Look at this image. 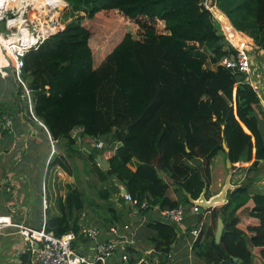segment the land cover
<instances>
[{"label":"trees","instance_id":"1","mask_svg":"<svg viewBox=\"0 0 264 264\" xmlns=\"http://www.w3.org/2000/svg\"><path fill=\"white\" fill-rule=\"evenodd\" d=\"M65 1L72 19L26 55L23 69L33 91L36 116L56 146H62L50 165L72 174L69 159L84 155L83 137L102 139L105 147H93L86 156L87 172H95L103 183L119 181L139 202L147 200L151 206L168 209L192 205L190 198L197 199L205 187L209 195L213 160L224 154L234 169L246 167L248 173L224 204L205 211L211 222L194 245L208 263L227 264L213 245L222 217L221 246L229 264H264V194L251 192L256 177L251 171L264 161V109L255 88L245 81L246 74L219 64L231 47L203 0ZM216 2L237 29L264 49V0ZM101 11L110 15L118 11L135 21L141 37L126 33L95 65L92 31L84 19ZM217 14L227 20L220 11ZM159 23L163 30L157 28ZM21 94L13 76L4 78L0 73V118L11 117L17 130L0 128V139L17 140L31 124L48 138ZM77 128L82 130L74 138ZM106 149L115 153L110 167L103 169L96 158ZM133 159L139 161L136 169L129 166ZM171 189L176 198L170 196ZM84 202L83 192L71 189L66 197L69 213L54 216L47 229L56 236L78 232L72 217L75 210L84 209ZM110 210V222H120L119 211ZM203 214L193 220L194 228ZM154 227L158 250L179 239L173 223L158 222ZM204 236L209 237L204 238L207 244H202ZM29 257L26 252L24 260Z\"/></svg>","mask_w":264,"mask_h":264},{"label":"crops","instance_id":"2","mask_svg":"<svg viewBox=\"0 0 264 264\" xmlns=\"http://www.w3.org/2000/svg\"><path fill=\"white\" fill-rule=\"evenodd\" d=\"M94 56L96 59V53ZM104 58L100 59L99 63L95 62V65L100 64ZM251 59L253 65L251 77L254 85L258 88L257 93L261 100V107L264 109V49L256 45L251 53ZM0 60L3 64L1 54ZM26 128L30 134L26 141L20 140L21 137L13 141L3 137L0 139V144H3L0 145V164H3L4 167L8 166V172L0 177V214H8L15 222L40 229L45 222L48 226L50 219L54 216L63 215L65 211L69 213L66 207L67 194L71 189L79 188L83 192L85 206L83 210H75L74 217H72L74 228L79 229L78 232L72 230L75 233L73 241L75 250L93 258L98 243L112 239L119 241L116 251L105 262L97 261L94 264H131L132 261H135L134 264H149L150 262L211 264L199 256V248L194 245L195 240L190 233V230L194 228L193 220L198 215L187 210L185 221L177 226L179 239L170 246L168 252L163 249L165 247L158 250L154 241L158 232L154 225L158 222H166L161 209L156 207L141 209L131 204L124 197L126 187L122 183L117 180H111L110 183L101 182L95 172H87L86 164L83 163L80 166L79 160L69 159L72 174L59 166H51L53 155L59 153L62 146L58 145L57 147L55 143V152H53L52 144L48 141L49 137L47 138L32 124ZM83 139L84 145L95 143V140L89 136H85ZM39 150L41 153H38ZM114 153V149H106L103 155L109 161ZM217 160L220 165L217 177L214 176L215 172L212 168L213 178L209 188L211 195L220 192L228 176L225 155L219 154L213 161ZM250 163L243 164L248 166ZM138 165L137 159H133L129 164L132 169H136ZM247 173L248 168L246 167L235 171L232 183L241 184ZM57 175L62 177L58 178ZM254 175L256 177L251 185L253 194L256 191H252V188L253 190H256L257 186L264 188V161L260 162L257 169L251 171V176ZM163 176L169 180L165 174ZM62 179H65L64 183L60 182ZM170 196L176 198L173 189L170 190ZM44 202H46V206ZM112 207L121 214L120 222H110V208ZM202 220H204L205 226L210 225L209 212L204 211ZM89 228L98 230L99 234L95 238L89 237L85 231ZM113 228H117V234L112 231ZM204 238L209 237L204 236L202 244L207 242V239ZM23 245V240L16 232V228L7 227L1 230L0 264H33L31 253L29 260H24L25 253L21 252ZM255 253L259 254V250L255 249ZM125 255H127L126 259Z\"/></svg>","mask_w":264,"mask_h":264},{"label":"built area","instance_id":"3","mask_svg":"<svg viewBox=\"0 0 264 264\" xmlns=\"http://www.w3.org/2000/svg\"><path fill=\"white\" fill-rule=\"evenodd\" d=\"M21 8L13 4V0H0V21L6 19V32H0V54L3 57V64L0 60L1 76L9 77L7 68L12 70L14 80L21 86V98L25 100L29 106V112L32 118L39 124L43 125L47 130L52 144V150L55 152V141L52 139L46 125L36 116L34 112L33 91L29 87L27 80L24 78L25 57L33 49H37L44 41L51 36L63 30L66 26L62 22V11L59 2L49 4V0H20ZM67 6L69 5L67 1ZM203 5L211 11L214 22L219 26L220 33L225 37L230 51L224 55L219 64L231 69L234 73L240 72L246 74L245 81L250 83L255 90L257 87L253 83L251 77L253 71L251 53L255 49L253 38L246 32L237 29L231 19L217 5L216 0H203ZM217 9L223 15H226V21L222 19L215 11ZM0 128L8 129L12 133L17 130L11 117L4 116L0 118ZM77 128L73 131L72 136L76 138L81 131ZM24 133L17 136L20 140L26 141L30 134L26 126L23 128ZM106 145L102 139L95 140V146L98 149L104 148ZM124 197L131 204L141 209H149L156 207L151 206L147 200L139 202L131 193H124ZM46 206V202H44ZM187 207L180 204L175 208L161 209L166 222L181 225L187 215ZM192 214L198 215L199 206L192 203L189 206ZM205 226L204 220L198 222L197 227L190 230L191 235L196 240ZM7 227L16 228V232L23 240L21 252H30L32 254L33 264H94L95 262H105L117 249L118 240L112 239L107 242H100L96 246V254L93 258L78 253L73 245L75 240L74 231L56 236L53 231L47 229L46 222L40 229L32 228L29 225L13 221L8 214H0V231ZM89 237L95 238L99 232L96 229H86ZM118 233L117 228L112 229ZM127 258V255L124 256Z\"/></svg>","mask_w":264,"mask_h":264},{"label":"rangeland","instance_id":"4","mask_svg":"<svg viewBox=\"0 0 264 264\" xmlns=\"http://www.w3.org/2000/svg\"><path fill=\"white\" fill-rule=\"evenodd\" d=\"M70 11L71 8L69 5L68 6L66 5L65 10H62V14H61L62 22L65 24H67V22H69L72 19V15ZM80 15L85 16V13H81ZM84 24L92 31L91 45L96 53V59L94 58V62L97 63H99L98 61L100 59L106 57V55L121 41V39L124 37L126 33L131 32L134 36L141 37L139 25L135 21L123 16L122 13L118 11H116V14L114 15L105 14L104 11H101L97 13L95 17L92 19L85 18ZM156 26H158L157 28L159 30H163L161 23H159L158 25L156 24ZM6 28H7L6 19L1 20L0 32L2 31L6 32ZM7 71L11 76L12 70L10 68H7ZM258 87L261 88L260 86ZM1 97L3 98L4 96ZM80 147L82 148L84 155L81 154V156H79L78 159L76 160L77 161L79 160L80 166H82L83 163L85 164V162L87 161L86 153L90 152L93 147L95 148L97 147L95 146V143H90V145L82 144ZM38 153H41V150H39ZM219 165H220L219 160L215 162L213 161L212 163V168L215 172L214 175L215 177H217V171L219 170ZM5 167L3 166V164H0V177L2 174L8 172V166ZM235 171H239V170L235 169ZM223 172L225 173L226 171ZM57 176L58 178L62 177L60 175ZM60 182L64 183L65 179H62ZM252 191H256L255 193L264 194V188L260 186H257L256 190H253L252 188ZM186 207L189 210V206ZM246 213H248V209L244 210V216H246Z\"/></svg>","mask_w":264,"mask_h":264},{"label":"water","instance_id":"5","mask_svg":"<svg viewBox=\"0 0 264 264\" xmlns=\"http://www.w3.org/2000/svg\"><path fill=\"white\" fill-rule=\"evenodd\" d=\"M224 148L227 152L230 151V148L226 143H224ZM96 162L99 164L100 167L104 169H108L110 167L108 158L103 154H99L97 156ZM226 165L228 169V176L220 192L214 195L211 194L208 195L207 188L205 187L201 195L197 199L190 198L193 204L199 206V211L201 213L211 208H214L218 205L224 204L227 201L229 192L234 191L236 187L240 185L237 183H232V178H233V174L235 173V169L233 168V164L230 158H227ZM124 192L127 193L128 192L127 189H124ZM224 227H225V222L222 217H219L215 232V241L213 245L217 248L223 259L226 260L227 264H229L230 261L227 259V255L221 246V239H222ZM163 249H166V251L168 252L170 250V247H165ZM234 261H239L242 263V260H239L236 257L234 258Z\"/></svg>","mask_w":264,"mask_h":264},{"label":"bare ground","instance_id":"6","mask_svg":"<svg viewBox=\"0 0 264 264\" xmlns=\"http://www.w3.org/2000/svg\"><path fill=\"white\" fill-rule=\"evenodd\" d=\"M13 4H15L16 6H18L19 8H21V1L20 0H13ZM44 2H46V0H43ZM55 2H59L61 11L65 10L67 3L65 2V0H49V4H55ZM216 13H217V9H215Z\"/></svg>","mask_w":264,"mask_h":264}]
</instances>
